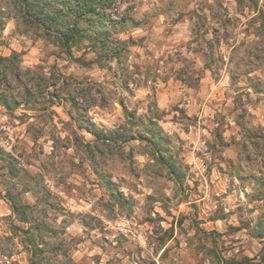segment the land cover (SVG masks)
Here are the masks:
<instances>
[{"label": "clouds", "instance_id": "1", "mask_svg": "<svg viewBox=\"0 0 264 264\" xmlns=\"http://www.w3.org/2000/svg\"><path fill=\"white\" fill-rule=\"evenodd\" d=\"M0 264H264V0H0Z\"/></svg>", "mask_w": 264, "mask_h": 264}]
</instances>
